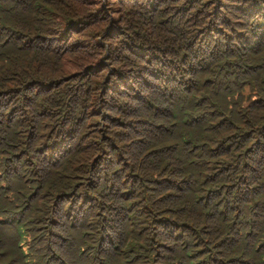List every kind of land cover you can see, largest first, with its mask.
I'll use <instances>...</instances> for the list:
<instances>
[{
	"label": "trees",
	"instance_id": "obj_1",
	"mask_svg": "<svg viewBox=\"0 0 264 264\" xmlns=\"http://www.w3.org/2000/svg\"><path fill=\"white\" fill-rule=\"evenodd\" d=\"M72 131L81 159L43 149ZM212 261L264 264V0H0V264Z\"/></svg>",
	"mask_w": 264,
	"mask_h": 264
},
{
	"label": "rangeland",
	"instance_id": "obj_2",
	"mask_svg": "<svg viewBox=\"0 0 264 264\" xmlns=\"http://www.w3.org/2000/svg\"><path fill=\"white\" fill-rule=\"evenodd\" d=\"M75 37V34L73 35ZM93 57L95 58V60H98L100 57H102L101 54H93ZM71 62H67L63 68H62V72L60 73H67V75L62 76V79L67 80L70 83V79L73 78L76 82H77V72L76 70V66H75V58H73L72 60H70ZM99 93L98 90H92L90 93V100L88 101V109L89 111H91L92 115L87 114L86 112H84L79 119L85 123L86 125H90V127L86 128L85 130L87 131H91L92 129V125H97V124H103V122H101V120L107 118L106 120H104L105 122H108L110 120H113L109 117H105V115H101V117L99 119L98 118V114L100 113L101 109L107 110V109H111L112 106L109 104L105 107H99L97 109L96 112L94 111V108L96 107L97 103L99 102ZM46 131H44L43 129H38L37 131L34 132L33 134V138L35 140H37L38 142H44L47 140V138L49 137V133H48V128H45ZM186 132L189 133V127L184 130ZM90 133V132H88ZM55 136H58V141L51 145V146H45L46 144L43 145V149H47L48 153L51 155V157H53L55 154H58L60 151L64 150L67 148V146H70L73 151L75 152V149L80 150V152L77 154V156L81 159L82 157V146H81V141L79 140L80 135L77 134V132L72 131L69 136L63 133H57ZM91 137V136H89ZM40 150V148H39ZM142 151V149H140L138 152L140 153ZM86 156H88L89 160L86 164L81 163L80 166V173L77 176L78 180H83L82 176H81V172L84 170L83 167H85L86 165H90L92 163V158H93V152L90 149H86ZM151 152L146 150L144 153H142V155L140 156L139 161L137 162L136 166L137 167H150L152 168L153 164L156 162V160L152 157H150ZM165 159V158H164ZM159 166L161 167V169L164 168V164H162L159 161ZM81 181H77L78 183H80ZM155 183V182H154ZM158 185V190H155V188L152 187V184L149 188L146 189V194H153L155 195L156 192L161 190L163 191V185L164 182L162 180H158L157 182ZM150 185V184H149ZM231 224L234 225V227H241V228H246L248 227V223L243 219V220H238L237 218L235 219H231ZM176 223V222H175ZM234 223V224H233ZM143 225V222L139 223V226ZM152 224H148V228H143L141 229V231L146 232L148 234H151V232L153 231V229L151 228ZM159 230V234H161L163 236V239L166 241L163 246L158 247L157 250L160 254L163 255V257H165V255L167 253H169V251H171L173 248L177 247V248H181L182 245L186 244L188 245V247L191 249V221H188L187 223H183L181 225L178 224H174L173 227H171L168 231H163L160 229V227L158 226ZM215 237V233L212 232L210 234H208L203 241H211L209 243V251L212 252L213 257H217L215 256L217 254V250L219 249V244H218V240L214 239ZM217 260V259H215ZM212 264H214V261L211 262ZM210 264V263H208Z\"/></svg>",
	"mask_w": 264,
	"mask_h": 264
}]
</instances>
